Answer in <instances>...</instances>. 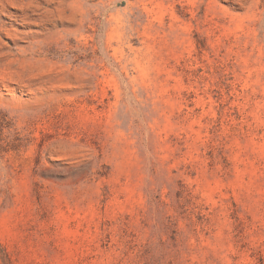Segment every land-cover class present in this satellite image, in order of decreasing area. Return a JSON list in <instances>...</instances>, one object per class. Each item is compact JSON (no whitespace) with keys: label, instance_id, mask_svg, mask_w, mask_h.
Wrapping results in <instances>:
<instances>
[{"label":"rangeland","instance_id":"374dc122","mask_svg":"<svg viewBox=\"0 0 264 264\" xmlns=\"http://www.w3.org/2000/svg\"><path fill=\"white\" fill-rule=\"evenodd\" d=\"M0 264H264V0H0Z\"/></svg>","mask_w":264,"mask_h":264}]
</instances>
